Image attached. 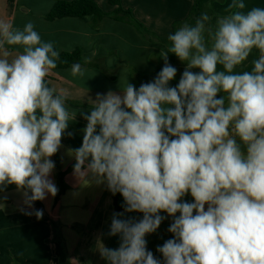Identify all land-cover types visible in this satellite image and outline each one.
<instances>
[{"label": "clouds", "instance_id": "clouds-1", "mask_svg": "<svg viewBox=\"0 0 264 264\" xmlns=\"http://www.w3.org/2000/svg\"><path fill=\"white\" fill-rule=\"evenodd\" d=\"M245 8L232 0L214 28L207 13L183 23L168 35L154 80L97 93L93 107L79 111L87 123L82 145L70 150L74 175L123 197L108 233L119 247H99L107 264H264V7ZM5 44L23 52L0 58V191L15 185L31 208L58 193L51 157L77 114L46 81L60 52L33 22L14 29L0 21ZM253 50L251 70L236 71ZM169 53L185 63L174 87ZM71 74L84 69L73 64ZM133 212L142 218H121ZM162 212L173 234L157 247L163 261L146 240L167 218Z\"/></svg>", "mask_w": 264, "mask_h": 264}, {"label": "crops", "instance_id": "crops-1", "mask_svg": "<svg viewBox=\"0 0 264 264\" xmlns=\"http://www.w3.org/2000/svg\"><path fill=\"white\" fill-rule=\"evenodd\" d=\"M56 1L0 0V21L10 22L14 29H22L31 21L41 40L52 42L60 53L81 49L84 63L104 59L108 68L117 71V79L114 82L101 70L89 67H82L84 69L82 76H73L69 68L52 69L46 77L50 87L66 95V107L69 112L77 114L75 120H70L65 131L67 134L62 136V146L58 150L61 171L66 172L75 163L70 150L82 145V129L87 123L79 111L87 112L91 109L85 105L93 106L92 100H95L97 93L106 94L108 91L119 93L128 82L139 88L142 83L154 80L156 68L164 66L160 53L167 51L170 46L167 37L174 33L175 23L188 18L193 1L121 0L125 9H131L142 23L155 33H159L166 41L163 45L145 41L135 27L110 18L104 19L98 28L93 27L92 17L47 21L45 17ZM95 1L106 12L115 9L108 0ZM230 3L232 0H215L214 7L218 15L213 19L214 27L218 17L229 14ZM244 3L245 12L252 7H264V0H244ZM5 52L8 53L7 58L11 60L23 52V47L5 44L0 48V58H4ZM152 56L158 57L153 60ZM253 56L258 57V52L253 50L249 58L252 60ZM177 60L179 59L175 55L169 53L168 62L175 68ZM245 65L247 61L244 67ZM130 66L140 74L136 73L133 77L128 69ZM177 83L174 78L170 81V86L174 87ZM222 95L223 93H219L217 98ZM72 102L82 103L84 106ZM51 159L55 162L54 156ZM57 176L58 170L55 166L51 179L58 188ZM87 179L91 182L84 183L79 180L74 171L66 174L65 183L68 190L65 194L58 201L56 196L51 195L42 201L44 216L49 220H33L34 207L29 208L24 203V197L17 191L15 185H9L4 191H0V264H59V253L54 242V223L58 231H62L72 264H107L101 258L99 247L101 245L112 249L119 247L120 237L110 236L108 233L113 214L120 212L114 209L113 194L107 189L106 184H97L91 177ZM183 199L192 202L193 198L188 194ZM25 212L33 214L26 215ZM130 217L138 220V212L125 213L121 218ZM169 220L171 224L172 218L169 217ZM79 224L83 227L82 231L77 233L74 229ZM167 233L162 235L157 247L173 238L172 233ZM157 247L154 256L163 261Z\"/></svg>", "mask_w": 264, "mask_h": 264}, {"label": "trees", "instance_id": "trees-1", "mask_svg": "<svg viewBox=\"0 0 264 264\" xmlns=\"http://www.w3.org/2000/svg\"><path fill=\"white\" fill-rule=\"evenodd\" d=\"M109 3L115 7L112 12L104 11L99 4L95 0H57L52 8V10L46 15L47 21H55L58 19L63 18H85V17H92V24L94 28H98L101 22L106 19L110 18L115 21L123 22L135 27L140 34H142L145 38L149 39L150 41L157 40V35L155 32L149 30L143 23H141L133 14L131 9H125L122 4L121 0H108ZM193 1V8L191 10L190 15L184 21H180L174 24V32L185 22L194 24L195 20L201 16L202 13H207L210 17V21L208 23L209 28H213V19L216 16L214 11V4L215 0H192ZM150 36H153L150 38ZM60 61H63L61 63ZM79 63L82 67H89V68H97L104 72L111 80H116L117 76L115 74L116 70L110 69L105 65L104 59H98L96 61H92L89 63L83 62V52L81 49H76L73 52H62L60 53V60L57 62V67L55 69L62 70V69H69L72 67L73 64ZM177 74L175 79L179 80L181 77L182 72L185 70V63L181 62L180 60L177 62ZM183 70V71H182ZM161 71L157 72V74ZM181 71L180 76L179 72ZM193 71H199V69H193ZM155 75V77L157 76ZM48 82V80L46 79ZM50 87V84L48 82ZM71 102V101H70ZM75 103L76 105H82V103ZM86 107L92 108L93 106L85 105ZM67 134L64 133L63 136ZM55 159V166L58 170V193L56 195V201L65 194L68 190V186L65 183V176L68 172L73 171L74 164L69 167L68 171L62 172L60 168V158L58 152L54 155ZM123 197L117 193L113 195V206L117 212H122L123 210ZM34 210H42L43 216L41 220H49V218L44 216V206L42 201H35L33 202ZM142 213H138V220L142 218ZM161 215L166 216V213H161ZM34 221H38L35 214L32 216ZM170 226V222L168 217L164 219L159 228L156 230L155 233L148 234L146 236L147 240V249L155 253V249L158 244L159 240V231L168 230ZM55 228V241L59 253V264H72L70 260L69 253L66 250L63 238L58 234V228L54 223ZM57 234V235H56Z\"/></svg>", "mask_w": 264, "mask_h": 264}, {"label": "rangeland", "instance_id": "rangeland-1", "mask_svg": "<svg viewBox=\"0 0 264 264\" xmlns=\"http://www.w3.org/2000/svg\"><path fill=\"white\" fill-rule=\"evenodd\" d=\"M214 11H215V7H214ZM215 13H216V16L218 15L217 14V12L215 11ZM135 16V15H134ZM215 16V17H216ZM136 17V16H135ZM137 18V17H136ZM138 19V18H137ZM139 20V19H138ZM140 21V20H139ZM141 22V21H140ZM142 23V22H141ZM144 24V23H143ZM149 30H151V31H153L152 29H150L146 24H144ZM212 25H213V23H212ZM213 28H214V25H213ZM138 31V30H137ZM139 32V31H138ZM154 32V31H153ZM156 35H157V40L156 41H154V38H153V41H150L149 39H147V38H145L142 34H141V36L143 37V39L145 40V41H148V42H150V43H152V44H158V45H163V44H165L166 43V41L165 40H163V38L159 35V33H156ZM153 36H150V38H152ZM254 51H256V50H254ZM157 57L158 56H155V57H151L153 60L154 59H157ZM253 58H255L254 56H253ZM151 59V60H152ZM179 60H177V62H178ZM246 63V61L240 66V67H238L237 69H236V71H245V70H251V67H252V65L250 66V63H251V59L250 58H248V60H247V65H245V67H244V64ZM128 69L131 71V74H132V76L133 77H135L136 76V73H138V74H140L139 72H137L133 67H128ZM159 69H162V67H157L156 68V70H155V72H154V77H155V75L157 74V72L159 71ZM183 71V70H182ZM183 73V72H182ZM115 74L117 75V71L115 72ZM180 74H181V71L179 72V75L178 76H180ZM108 78H109V76H108ZM117 79V78H116ZM109 80L110 81H112V82H114L115 80H111L110 78H109ZM175 80H177V79H175ZM178 82H179V80H177ZM151 82V81H150ZM148 83V82H147ZM58 154H59V152H58ZM168 219H169V217H168ZM169 222H170V220H169ZM82 227L83 226H80V224L79 225H76L75 226V232H77V233H79V232H81L82 231ZM63 232H64V230H63ZM168 232V230H166V231H163V230H161V231H159V242H158V244L161 242V237H162V235H165L166 233ZM170 232H168L167 234H169ZM61 237L63 236V234H62V231H59V233H58ZM65 234H66V231H65ZM57 235V234H56ZM63 238V237H62ZM165 238H163V240H164ZM54 242H55V244H56V241H55V235H54ZM164 243V242H163ZM163 245V244H162Z\"/></svg>", "mask_w": 264, "mask_h": 264}]
</instances>
